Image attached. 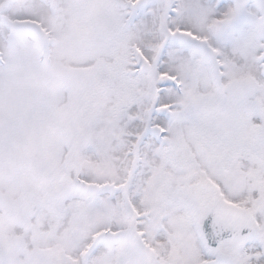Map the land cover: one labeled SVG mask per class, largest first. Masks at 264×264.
<instances>
[{"label": "snow or ice", "instance_id": "6c2138e0", "mask_svg": "<svg viewBox=\"0 0 264 264\" xmlns=\"http://www.w3.org/2000/svg\"><path fill=\"white\" fill-rule=\"evenodd\" d=\"M0 264H264V0H0Z\"/></svg>", "mask_w": 264, "mask_h": 264}]
</instances>
